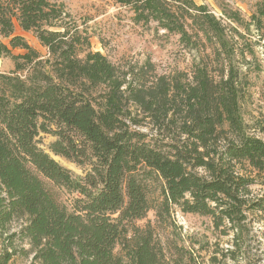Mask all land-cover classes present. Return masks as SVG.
<instances>
[{"label":"trees","instance_id":"obj_1","mask_svg":"<svg viewBox=\"0 0 264 264\" xmlns=\"http://www.w3.org/2000/svg\"><path fill=\"white\" fill-rule=\"evenodd\" d=\"M114 2L136 24L177 35L186 48L209 47L227 65L218 77L206 64L191 75L158 74L150 61L121 67L92 51L88 30L64 4L0 0V59L14 65L0 73V264L17 256L32 264H170L155 229L136 225L149 212L160 224L178 208L239 230L249 212H264V196L250 197L264 175V141L243 122L228 34L242 37L239 25L264 42V0L249 21L224 11L228 25L197 0ZM41 135L55 138L50 153Z\"/></svg>","mask_w":264,"mask_h":264},{"label":"rangeland","instance_id":"obj_2","mask_svg":"<svg viewBox=\"0 0 264 264\" xmlns=\"http://www.w3.org/2000/svg\"><path fill=\"white\" fill-rule=\"evenodd\" d=\"M50 1L64 4L72 19L88 30L92 51L102 53L118 66L142 65L150 61L158 74L184 72L191 75L196 65L206 64L211 74L218 77L222 65H227L225 57L217 59L209 47L186 48L177 35L157 30L154 24H136L133 14L115 4L114 0ZM257 1L197 0V3L207 5L218 19L228 25L224 11H240L242 18L249 21ZM234 27L242 34L239 37L228 33L235 50L232 65L240 73L241 116L248 134L264 141V42H260L254 32L249 33L239 25ZM16 34L22 35L33 48L46 55V49L32 33L22 32L17 26ZM13 69L10 59H0V73L8 74ZM54 140L50 135H41L40 147L50 153L49 145ZM51 156L75 175H84L86 168L53 154ZM263 196L264 175L256 178L250 197L257 199ZM61 197L68 203L72 198L68 194ZM19 225H13L14 231L19 229ZM136 225L141 228L151 225L155 229L170 264H264V212H249L242 230L233 229L227 223L218 228L211 217L184 214L178 208L172 210L166 224L158 223L155 212L151 211ZM22 245L28 248L25 243ZM115 252L123 255L120 246ZM11 264H32V258L17 256Z\"/></svg>","mask_w":264,"mask_h":264}]
</instances>
